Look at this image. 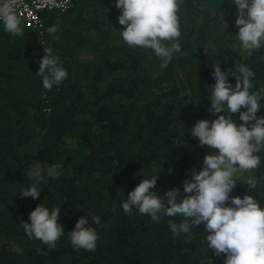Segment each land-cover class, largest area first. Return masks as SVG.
<instances>
[{"label":"trees","instance_id":"trees-1","mask_svg":"<svg viewBox=\"0 0 264 264\" xmlns=\"http://www.w3.org/2000/svg\"><path fill=\"white\" fill-rule=\"evenodd\" d=\"M211 1L182 0L181 35L165 42L181 49L166 67L153 50L123 41L117 0H75L65 12L42 13L40 28L22 22L19 36L0 22V264H224V254L208 250L204 223L177 236L169 220L179 225L181 216L160 214L153 222L136 208L132 214L122 208L142 179L153 175L154 191L183 192L191 170H202L204 157L215 151L190 135L200 120L232 115L209 112L215 67L247 66L254 73L250 92L264 89V44L242 54L237 7L217 0L211 5L217 18L206 20L214 15L206 14ZM53 26L57 31L49 33ZM45 47L68 73L51 90L37 75ZM228 82L235 87L234 76ZM259 104L257 115L264 116V99ZM232 118L241 123L238 115ZM256 155L259 166L244 172L256 188L237 181L230 195L252 196L264 209V150ZM36 165L45 177L40 197L22 198ZM54 165L60 174L48 177ZM43 202L60 207L64 234L54 249L29 238L21 223H30V213ZM82 216L98 233L95 251L75 250L71 243L69 233Z\"/></svg>","mask_w":264,"mask_h":264},{"label":"clouds","instance_id":"clouds-1","mask_svg":"<svg viewBox=\"0 0 264 264\" xmlns=\"http://www.w3.org/2000/svg\"><path fill=\"white\" fill-rule=\"evenodd\" d=\"M228 2L237 7L235 26L239 31L236 36L242 48L251 54L264 44V0ZM181 3L182 0H117L115 7L121 12L118 23L123 26L119 31L123 41L128 46L153 50L163 59L162 67H166L173 54L181 49L179 43L172 42L170 47L165 43L181 35L178 16ZM16 8L17 0H0V22L7 32L19 36L23 30ZM48 31L55 33L57 28L53 26ZM43 51L45 55L39 62L37 75L43 78V86L51 90L66 79L68 73L59 66L60 60L53 55L51 47ZM212 75L215 84L211 86L209 112L213 116L238 115L241 123L237 124L232 115L198 121L190 135L199 141L200 147L215 151L204 157L202 170H191V178L183 182V192L179 188L163 194L154 191L158 175H153L142 179L128 194L122 208L126 214H132V209L136 208L141 214L150 215L153 222H159L160 214L181 216L179 225L169 220V227L177 236L188 234L204 223L208 250H214L216 256L224 254V264H264V209L252 196L230 195L239 181L238 175L256 169L261 162L256 153L264 150V116L257 113L261 109L259 101L264 99V89L250 92V78L254 73L247 66L235 67V71H221L217 66ZM229 76L235 77V87L228 82ZM59 168V165L49 167L47 176L58 177ZM28 175L33 183L20 194L22 198L39 199V184L45 180L39 165ZM246 185L254 190L257 181L249 178ZM59 213L60 207L49 209L44 202L39 204L30 213V223L21 221L25 233L54 249L64 234L63 226L57 222ZM93 220L100 222L98 217ZM69 234L75 250L95 251L99 236L84 216Z\"/></svg>","mask_w":264,"mask_h":264},{"label":"built area","instance_id":"built-area-1","mask_svg":"<svg viewBox=\"0 0 264 264\" xmlns=\"http://www.w3.org/2000/svg\"><path fill=\"white\" fill-rule=\"evenodd\" d=\"M75 0H17V14L22 22L33 26L41 27L40 16L47 11L65 12Z\"/></svg>","mask_w":264,"mask_h":264},{"label":"rangeland","instance_id":"rangeland-1","mask_svg":"<svg viewBox=\"0 0 264 264\" xmlns=\"http://www.w3.org/2000/svg\"><path fill=\"white\" fill-rule=\"evenodd\" d=\"M213 2H217V0H214V1H211L210 2V4H209V7H207V12H210V13H215V11H216V9L213 7V6H211V5H213ZM194 16H197V15H194ZM211 18H213V15H211L210 16ZM218 22H220V21H218ZM212 28H214L215 30L217 29V30H220V31H222V29L220 28V26L218 27V25H216V26H214V27H212ZM41 44H44V41H42L41 42ZM213 51V50H212ZM214 52V51H213ZM242 52V51H241ZM246 53V51L245 52H243L242 54H245ZM232 66H234L233 64H231ZM175 79L176 80H179V79H181V76H179V75H175ZM206 153H207V151H206ZM213 152H210L209 154H212ZM202 168H203V166H202ZM263 177H264V175H263ZM238 179H239V181H242V182H246L248 179H249V177L248 176H245L244 174L243 175H238Z\"/></svg>","mask_w":264,"mask_h":264},{"label":"crops","instance_id":"crops-1","mask_svg":"<svg viewBox=\"0 0 264 264\" xmlns=\"http://www.w3.org/2000/svg\"><path fill=\"white\" fill-rule=\"evenodd\" d=\"M214 8H215V7H214ZM202 11H203V10L201 9L200 14L204 15V13H202ZM207 13H209V12H206V14H207ZM216 15H217V13H216V11H215V13H214V15H213V20H214L215 18H217ZM203 17H204V16L199 15L198 18L201 19V20L203 21ZM209 17H210V16H206V15H205L206 20H207ZM219 23H220V22H219ZM198 25H201V24H198Z\"/></svg>","mask_w":264,"mask_h":264}]
</instances>
